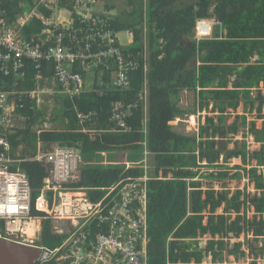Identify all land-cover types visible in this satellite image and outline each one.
I'll return each instance as SVG.
<instances>
[{"label":"trees","instance_id":"obj_1","mask_svg":"<svg viewBox=\"0 0 264 264\" xmlns=\"http://www.w3.org/2000/svg\"><path fill=\"white\" fill-rule=\"evenodd\" d=\"M22 1L33 7L32 0ZM124 2V7L113 1L106 7L117 10L112 30L133 35V41L122 48L125 62L139 63L127 71L129 86L121 91L112 88L116 67L104 77L102 95L55 94L60 107H55L52 116L46 115L45 104L40 107L37 100L24 99V106L15 114L20 129L16 128L10 137L12 154L26 161L22 170L32 187V213L41 214L36 202L47 175L36 161L39 149L46 153L57 146L79 152L84 165L79 180L71 187L85 188L95 200L106 193L102 188L142 177L145 171L141 164L145 160L146 172L154 175L147 181L148 264H225L230 257L233 264H246L250 256L251 264H259L264 259V0ZM18 3L15 0L7 10ZM211 19L219 23L213 38L193 40L196 21ZM42 28L37 20L25 32H40ZM74 28L80 29L78 21ZM86 30L84 27L82 32L87 35L96 32ZM42 63L44 76L50 77L53 63ZM24 71L27 80L18 89L32 91L38 71L32 61H27ZM82 71L79 68L76 72ZM144 82L148 88L146 114L141 107L127 111L124 106L122 121L129 130L120 131L111 121L112 104L137 101ZM44 85L45 81H40V86ZM254 89L258 90L256 97ZM183 92L194 93L193 110L180 107ZM241 105L244 115H236L228 124L231 110ZM203 112L214 115L200 124L198 134L187 135L171 125L184 116L200 119ZM88 113L94 114L92 121L81 124L79 115ZM254 113L257 117L249 122L247 114ZM258 120L263 121L261 128L257 127ZM44 122L58 123V127L46 130ZM249 125L247 135L255 146H260L259 151H248L245 141H235L232 151L220 147L218 138L236 135ZM119 154H125L129 169L115 163ZM138 154L140 162L133 157ZM232 159L243 160L249 168L244 174L232 176L229 170L202 172L204 163L216 169L221 160L228 163ZM161 175L164 179H159ZM244 178L248 180L244 189H228L226 180ZM250 186L255 192L249 191ZM243 236L246 242L241 241ZM249 238L254 241L251 243ZM60 240L52 235L49 221H44L40 243L55 248ZM245 246L250 253L243 249Z\"/></svg>","mask_w":264,"mask_h":264},{"label":"built area","instance_id":"obj_2","mask_svg":"<svg viewBox=\"0 0 264 264\" xmlns=\"http://www.w3.org/2000/svg\"><path fill=\"white\" fill-rule=\"evenodd\" d=\"M106 1L32 0L30 9L28 2L19 0L16 7L8 11L6 7L15 5V0H0V239L37 249V264L50 263L59 251V248L51 250L40 243L44 220L50 221L52 235L70 233L72 237L76 235L72 230L80 229L84 221L88 226L97 219L100 220L99 232L86 252L85 258L90 260L87 264H148L145 185L152 176L146 172V161L142 163L145 171L142 177L127 178L102 188L106 193L95 200L86 189L69 188L78 181L79 167L83 164L79 152L57 146L46 153L39 149L36 161L47 171L36 202L37 209L45 215L39 216L30 212L31 183L22 170L26 161L13 157L10 142L15 129H20L16 126L15 114L24 106V99L37 100L39 104L45 94L75 96L98 92L102 95L103 79L116 67L112 88L121 91L129 86L127 71L139 63L135 60L125 62L122 48L133 41V35L130 32L117 34L112 30L114 15L106 7ZM37 20L43 24L41 31L27 34L25 28ZM77 21L81 30L74 28ZM197 25L196 39L199 41L212 28L205 21H198ZM84 27L87 32H96L87 35L82 32ZM27 61H32L38 71L34 77L36 88L32 91L18 89L27 80L24 71ZM42 62L53 63L50 77L44 76ZM79 68H83V73L76 72ZM144 70L145 73L146 68ZM42 80L45 81L43 87L40 86ZM147 99V82H144L137 101L130 105L120 101L112 104L111 121L116 122L120 131H128L122 121L125 113L122 108L126 106L127 111H132V108L141 107L145 115ZM93 116V113L80 114L81 124L91 122ZM130 167L126 165L127 169ZM133 203L141 208H132ZM71 207L73 210L69 211ZM83 262L77 258L75 264Z\"/></svg>","mask_w":264,"mask_h":264},{"label":"rangeland","instance_id":"obj_3","mask_svg":"<svg viewBox=\"0 0 264 264\" xmlns=\"http://www.w3.org/2000/svg\"><path fill=\"white\" fill-rule=\"evenodd\" d=\"M111 1L116 2V5L118 7H124L125 6L124 5L125 0H107L106 2L109 3ZM114 13L116 15L117 10H115ZM211 21L213 23H215L214 20H211ZM212 22H209V23H212ZM214 27H215V24L213 25V28ZM120 38L122 41H125V39L122 35H120ZM124 43L127 44L129 42H124ZM261 89H263V92H264V88H262V85H261ZM253 92H254L253 96L256 97L258 90L254 89ZM44 104H45V113L48 116H52L54 114V111H56V108L60 107V102L56 101L54 99V95H49V94H45V95L41 96L39 106L42 107V105H44ZM179 105L182 109L193 110L195 107L194 93H192V92L181 93ZM213 115L214 114H211L209 112H203V114L200 116L199 120L196 116L195 117L184 116L180 120H176V121L172 122L171 125L176 127V128H179V130L182 131L184 134L195 135V134H198L200 131L199 121H200V124L204 125L206 123V117L213 116ZM236 115H244L243 105L239 106L238 109H236L234 112H232V110H231V112L229 113L228 120H227L228 124H232ZM247 115H248V121L249 122L253 121L257 117L256 113L251 114V115L247 114ZM21 124H23V123H20V125ZM262 124H263V121L258 120L257 127L261 128ZM56 127H58V123L51 124L50 122H46V123L44 122V129H46V130L54 129ZM249 128H250V125L248 127H242L241 131H239L236 135H227L225 138H218L217 141H218V143H220V147L224 150L232 151L235 149V144H234L235 141H237V142L245 141L247 143L248 151H250L251 153L259 151L260 146H258V144H257V146H255V144L253 143V139H251L249 137V135H247ZM105 157H107V156H105ZM133 157L138 162L141 161L140 154L133 155ZM105 160H107V159L105 158ZM126 160L127 159L125 157V154H119L117 156V159L115 160V163L120 162V164H122V165H128L125 163ZM111 162H112V160H111ZM253 163L255 165V162H253ZM216 165H218V166L216 167V169H214V168H210V166L208 164H203L201 166L202 172L209 174L211 172L216 173V172H219L221 170H229V176H232V175L237 174V173H243L244 174L245 170L247 168H249L247 165H245L243 163V160H239V159H232L228 163H225V161L221 160ZM226 181H227V187L231 191L242 190V189H244V187H246L248 185L247 184L248 182L246 181L245 178L242 179L241 181H237L235 179H228ZM252 187L253 186L248 187L249 191L255 192V191H253ZM145 192L147 194V184L145 185ZM137 206H139L141 208V206L138 205L137 203H133L131 207L136 208ZM146 210H147V205H146ZM220 212H222V210H220ZM250 215H252V213ZM99 221L100 220L97 219L96 221H94L92 223V225L90 224L88 226H85L86 221H84L81 225H79L80 229L85 226V228L82 229L84 231L76 228L74 230V232H76V235L72 236L70 238L69 242H67L66 244L59 246V249L60 248H67V247L74 245V244L92 242V240L95 239L96 233L99 232V228H98V222ZM241 241H243V242L247 241L245 236L242 237ZM249 241L252 243L254 240H252V238H249ZM259 245H260V247L262 246V244H259ZM243 249H245L248 253H250V249L247 246H245ZM252 261H253V258H252V256H250V260L246 264H251ZM233 262H234L233 259L230 257V258H228L227 263H225V264H229V263L233 264ZM238 263L244 264L243 262H238ZM258 263L264 264V259L259 260Z\"/></svg>","mask_w":264,"mask_h":264},{"label":"clouds","instance_id":"obj_4","mask_svg":"<svg viewBox=\"0 0 264 264\" xmlns=\"http://www.w3.org/2000/svg\"><path fill=\"white\" fill-rule=\"evenodd\" d=\"M108 5H109V3H108ZM110 12H112V14L114 15L113 17H115L116 15H115V13H114V10H112V11H110ZM211 20H214V19H211ZM211 20H197L196 21V24H195V28H194V37H193V40H195V41H197V42H199V41H201V40H206V39H212L213 38V33H214V30H215V28L219 25V23L216 21V20H214L215 21V23H213ZM198 21H205V22H207V23H209V22H212V23H209L210 25H211V28H212V30L208 33V34H210V35H205L204 37L205 38H203V39H200L199 41L196 39V37H197V32H198V25H197V22ZM215 24V27L213 28V25ZM115 33H117V34H121V33H119V32H116V31H114ZM121 39V38H120ZM190 117H192V116H190ZM193 117H195V116H193ZM199 120V119H198ZM199 126H200V121H199ZM221 142V141H220ZM254 143V142H253ZM220 144V143H219ZM82 156V155H81ZM83 159V158H82ZM145 160H143V162H144ZM142 162V163H143ZM204 164H207V163H204ZM84 164H82V165H80V167H79V171H78V180H79V178H80V172H81V168H82V166H83ZM105 165H107L106 163H105ZM141 166H142V164H141ZM43 167V166H42ZM263 172H264V169H263ZM144 175V174H143ZM148 175H150V176H152V178H150V180H153L154 179V175H152V173H149ZM159 179H164L163 177H162V175L160 176V178ZM149 181V180H148ZM246 181L248 182V180L246 179ZM76 183V182H75ZM75 183H73V184H75ZM73 184H70V186H69V188H72L71 187V185H73ZM147 184V183H146ZM42 189V188H41ZM83 189H85V188H83ZM42 192V191H41ZM40 196H41V193H40V195H39V197H38V199L40 198ZM36 206H37V203H36ZM39 210V209H38ZM40 211V210H39ZM41 212V214H39V216H42V215H45V213H44V211H40ZM44 221H49V220H44ZM43 221V222H44ZM49 223H50V221H49ZM42 226H43V223H42ZM50 228H51V225H50ZM76 229V228H75ZM75 229H73L72 231L74 232V230ZM54 236V238L56 239V240H58V239H63V241H61V243L57 246V247H55V248H50L51 250H56L57 248H59V246H61V245H63V244H66L67 242H69V240H70V238H71V235H70V233H67V235H64V236H58V235H53ZM59 241V242H60ZM89 245H90V242H85V243H80V244H74V245H71V246H69V247H67V248H60L59 249V251L56 253V259L55 260H52L50 263H48V264H51L52 262H55L56 264H75V261L77 260V258H79V259H83L84 260V262L82 263V264H87L90 260L89 259H86L85 258V256H87V254H86V252H87V250H88V247H89ZM31 249H33V248H31ZM39 252V251H38ZM86 254V255H85ZM38 256H39V253H38ZM37 259H38V257H37Z\"/></svg>","mask_w":264,"mask_h":264},{"label":"water","instance_id":"obj_5","mask_svg":"<svg viewBox=\"0 0 264 264\" xmlns=\"http://www.w3.org/2000/svg\"><path fill=\"white\" fill-rule=\"evenodd\" d=\"M38 250L0 239V264H37Z\"/></svg>","mask_w":264,"mask_h":264},{"label":"bare ground","instance_id":"obj_6","mask_svg":"<svg viewBox=\"0 0 264 264\" xmlns=\"http://www.w3.org/2000/svg\"><path fill=\"white\" fill-rule=\"evenodd\" d=\"M210 35V34H209ZM195 125V124H194ZM31 189H32V187H31ZM31 198H32V195H31ZM37 207V206H36ZM77 209V208H76ZM71 210H73V208L71 207V208H69V211H71ZM30 212H31V214H33L32 213V199H31V206H30ZM34 215V214H33ZM31 232H33V230L31 231ZM12 243H14V242H12ZM14 244H16V245H18V246H21V247H25V248H30V247H28V246H25V245H21V244H17V243H14Z\"/></svg>","mask_w":264,"mask_h":264},{"label":"crops","instance_id":"obj_7","mask_svg":"<svg viewBox=\"0 0 264 264\" xmlns=\"http://www.w3.org/2000/svg\"><path fill=\"white\" fill-rule=\"evenodd\" d=\"M205 35H209V34H205ZM126 157V156H125Z\"/></svg>","mask_w":264,"mask_h":264}]
</instances>
